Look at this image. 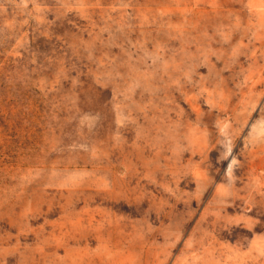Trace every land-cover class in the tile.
Listing matches in <instances>:
<instances>
[{"label": "rangeland", "instance_id": "374dc122", "mask_svg": "<svg viewBox=\"0 0 264 264\" xmlns=\"http://www.w3.org/2000/svg\"><path fill=\"white\" fill-rule=\"evenodd\" d=\"M0 264H264V0H0Z\"/></svg>", "mask_w": 264, "mask_h": 264}]
</instances>
